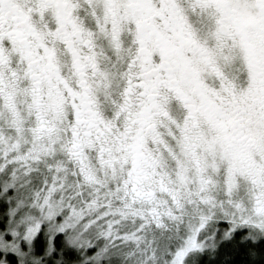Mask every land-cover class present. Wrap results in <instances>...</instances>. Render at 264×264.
<instances>
[{"label": "snow or ice", "instance_id": "1", "mask_svg": "<svg viewBox=\"0 0 264 264\" xmlns=\"http://www.w3.org/2000/svg\"><path fill=\"white\" fill-rule=\"evenodd\" d=\"M0 264H264V0H0Z\"/></svg>", "mask_w": 264, "mask_h": 264}]
</instances>
